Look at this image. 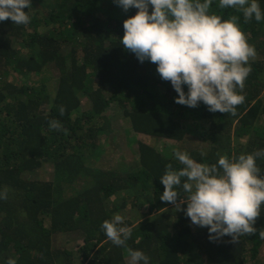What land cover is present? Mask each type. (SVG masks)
Here are the masks:
<instances>
[{"label": "trees", "instance_id": "16d2710c", "mask_svg": "<svg viewBox=\"0 0 264 264\" xmlns=\"http://www.w3.org/2000/svg\"><path fill=\"white\" fill-rule=\"evenodd\" d=\"M257 2L264 13V0ZM218 3L213 0L210 13L225 20L238 15L247 42L261 53L249 59L243 92L236 89L245 101L235 116L210 112L203 102L195 108L175 103L178 94L157 65L141 63L122 46L123 23L138 12L134 7L125 12L114 0H31L23 9L30 23L0 21V193L7 192L0 199V264L9 258L17 264H131L128 248L142 251L149 264H264V204L255 235L213 242L207 227L160 200L165 166L183 167L175 151L211 165L220 156L264 149V20L245 23ZM113 106L132 136L135 165L125 172L99 165L102 142L116 136L107 115ZM50 121L67 131L51 129ZM190 124L200 133L188 132ZM154 139L164 142L163 151ZM257 164L264 168V160ZM50 167L52 180L27 176ZM66 186H73L71 195ZM127 202L136 207L133 219ZM116 214L132 229L126 247L114 245L100 227ZM73 242L76 249H68Z\"/></svg>", "mask_w": 264, "mask_h": 264}, {"label": "clouds", "instance_id": "9594fccd", "mask_svg": "<svg viewBox=\"0 0 264 264\" xmlns=\"http://www.w3.org/2000/svg\"><path fill=\"white\" fill-rule=\"evenodd\" d=\"M127 12H138L123 23L122 46L143 63L157 65L164 81H170L178 94L175 103L195 108L199 102L210 112L236 115L237 106L245 101L238 94L245 87L251 72L249 59L256 57V49L249 45L241 30L238 15L222 19L210 13L213 0H114ZM153 9L149 14V7ZM31 0H0V21L10 19L15 25L30 23L23 11ZM220 9H234L242 14L244 22L253 18L264 20L257 0H219ZM247 65V66H246ZM184 85L188 87L187 93ZM64 107H60L61 115ZM53 130H63L58 121H50ZM175 158L183 165L176 170L167 164L160 182L164 191L160 200L184 211L192 224L207 227L210 241L224 236L238 241L242 235H255L253 227L264 204V168L257 160H264V149L241 154L229 159L220 156L217 163H198L187 153L175 151ZM177 189L187 195L181 196ZM179 198V199H178ZM7 199V192L0 193ZM186 204L187 207L182 208ZM101 229L116 246H125L132 229L124 225L119 214L105 220ZM264 239V229L259 230ZM131 264H149V257L140 250L128 248ZM7 264H17L9 258Z\"/></svg>", "mask_w": 264, "mask_h": 264}, {"label": "rangeland", "instance_id": "374dc122", "mask_svg": "<svg viewBox=\"0 0 264 264\" xmlns=\"http://www.w3.org/2000/svg\"><path fill=\"white\" fill-rule=\"evenodd\" d=\"M99 6V5H98ZM103 10H105V8H103ZM98 15H100L98 13ZM256 57L254 59H258L261 58V53L260 52H256ZM251 59V58H250ZM264 92V91H263ZM86 105L88 104H84L83 107L85 108ZM87 108V107H86ZM107 115L108 118L113 122V126H114V131L116 132V136L114 137H110L106 140H104L102 142L103 144V153L101 154L102 157L100 159V166H107L110 168H116L119 169L123 172H125L126 170H129L132 166L135 165V158L134 155L131 152V147H130V141L128 138H132V136L127 135L126 133H124V129L129 127V123L128 121H126L121 112L120 109L118 107H111L108 109L107 111ZM202 127H204V129H209L210 124L208 122H204L202 124ZM186 129L188 130V132H193V135H197L199 134L201 131L200 129H195L194 125L190 124L187 125ZM139 140H142L143 138L139 135L138 136ZM244 140V139H241ZM240 140V141H241ZM236 144H239L240 141L239 140H234ZM153 145L161 148V151L164 150V145L162 143V141L160 139H154L153 140ZM244 143V142H242ZM172 149V148H171ZM53 171L50 168H45L42 169L39 172H35L33 174L27 175L30 178H40V179H44L46 181L52 180L53 179ZM73 193V186L72 187H68L66 186V192L65 195H71ZM121 196H119L120 198ZM150 197V193H148L145 197V200L148 199ZM117 201V200H116ZM128 206L130 207V211H128V215L129 218L133 219L134 215H135V209L136 207H131L129 204H131L130 202H127ZM135 226L138 224L137 222L134 223ZM75 242H73L72 244H69L67 247L68 249L71 250H75Z\"/></svg>", "mask_w": 264, "mask_h": 264}]
</instances>
